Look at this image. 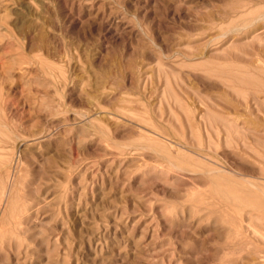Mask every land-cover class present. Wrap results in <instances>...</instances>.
Instances as JSON below:
<instances>
[{"label":"rangeland","instance_id":"1","mask_svg":"<svg viewBox=\"0 0 264 264\" xmlns=\"http://www.w3.org/2000/svg\"><path fill=\"white\" fill-rule=\"evenodd\" d=\"M263 159L264 0H0V264H264Z\"/></svg>","mask_w":264,"mask_h":264},{"label":"bare ground","instance_id":"2","mask_svg":"<svg viewBox=\"0 0 264 264\" xmlns=\"http://www.w3.org/2000/svg\"><path fill=\"white\" fill-rule=\"evenodd\" d=\"M262 15H263V14H262ZM252 22H253V21H252ZM240 79H242V78H240ZM233 80H234L233 82H235V78H234ZM242 81H243V80H241V81L239 82L238 79H237L236 82H237V83H241ZM234 84H235V83H234ZM252 84H253V83H252ZM255 85H256V84H255ZM258 151H259V150H258ZM260 152H261V150H260ZM259 154H260V153H259ZM259 154H258V155H259ZM261 155H262V154H261ZM258 158H259V157H258ZM258 158H257V159H258ZM260 158H261V157H260ZM262 161L264 162V159H263ZM258 162H260V161H258ZM260 163H261V162H260ZM262 166H263V165H262ZM261 168H262V167H261ZM25 195H26V194H25ZM17 199H18V198H17ZM25 199H26V198H25ZM25 199H24V200H25ZM21 200L24 202L23 199H21ZM25 201H26V200H25ZM239 201H240V200H239ZM241 201H242V200H241ZM14 202H15V201H14ZM16 202H17V201H16ZM16 202H15V203H16ZM26 202H27V201H26ZM240 203H242V202H240ZM13 204H14V203H13ZM16 204H17V203H16ZM27 204H28V203H27ZM21 205H23V204H21ZM263 205H264V204H263ZM12 206H13V205H12ZM24 206H28V205H24ZM28 207H29V206H28ZM262 207H263V206H262ZM16 208H17V207H16ZM255 208H257V207H255ZM260 208H261V207H260ZM24 209H26V207H24ZM29 209H30V208H28L27 210H29ZM262 209H264V207H263ZM16 210H17V209H16ZM27 210H24V211L27 212ZM257 210H258V209H257ZM10 211H11V210H10ZM5 212H6V211H5ZM9 213H10V212H9ZM18 213H19V210H18ZM24 213H25V212H24ZM27 213H28V212H27ZM27 213H25V214H27ZM260 213H261V212H260ZM260 213H259V215H260ZM12 215H13V214H12ZM259 215H258V216H259ZM262 215H263V213H262ZM260 216H261V215H260ZM4 217H5V215H4ZM11 217H12V216H11ZM11 217H10V219H11ZM2 218H3V217H2ZM14 218H15V217H13V219H14ZM234 218H236V216H235ZM16 219H17V218H16ZM16 219H15V220H16ZM18 219H19V218H18ZM4 220H5V218H4ZM6 220H7V218H6ZM11 220H12V219H11ZM8 221H9V220H8ZM13 221H14V220H13ZM249 221H251V220H249ZM17 222H18V220H17ZM20 222H21V221H20ZM239 222H240V221H239ZM12 223H13V222H12ZM241 223H242V222H241ZM241 223H240V224H241ZM251 223H252V222H251ZM18 224H19V223H18ZM253 224H254V223H253ZM15 225H16V223H15ZM254 225H255V224H254ZM233 226H234V225H233ZM238 226H239V225H238ZM238 226H237V227H238ZM240 226H241V225H240ZM251 227H252V226H251ZM253 227H254V226H253ZM263 227H264V226H263ZM263 227H262V228H263ZM9 228H10V227H9ZM241 229H242V228H241ZM241 229H240V230H241ZM262 230H263V229H262ZM232 231H234V230L232 229ZM238 231H239V230H238ZM242 231H244V230L242 229ZM242 231H241V233H242ZM239 232H240V231H239ZM252 233H253V232H252ZM250 234H251V233H250ZM262 235H264V234H262ZM241 236H243V235L241 234ZM245 236H246V235H245ZM250 236H251V235H250ZM250 236H248V239H249ZM257 236H258V235H257ZM241 239H243V238H241ZM244 239H245V238H244ZM246 239H247V237H246ZM250 240H252V239H250ZM247 246H248V245H247ZM256 250H257V249H256Z\"/></svg>","mask_w":264,"mask_h":264}]
</instances>
